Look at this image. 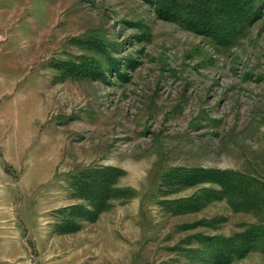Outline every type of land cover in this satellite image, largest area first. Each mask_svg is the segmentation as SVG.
<instances>
[{
  "label": "rangeland",
  "instance_id": "obj_1",
  "mask_svg": "<svg viewBox=\"0 0 264 264\" xmlns=\"http://www.w3.org/2000/svg\"><path fill=\"white\" fill-rule=\"evenodd\" d=\"M194 1L0 49V264H264V0Z\"/></svg>",
  "mask_w": 264,
  "mask_h": 264
},
{
  "label": "crops",
  "instance_id": "obj_2",
  "mask_svg": "<svg viewBox=\"0 0 264 264\" xmlns=\"http://www.w3.org/2000/svg\"><path fill=\"white\" fill-rule=\"evenodd\" d=\"M5 14L7 17H3ZM48 16L42 13L38 0H0V49L27 48L30 33L40 35L50 28L55 11ZM69 31L72 30L67 28L66 32Z\"/></svg>",
  "mask_w": 264,
  "mask_h": 264
},
{
  "label": "trees",
  "instance_id": "obj_3",
  "mask_svg": "<svg viewBox=\"0 0 264 264\" xmlns=\"http://www.w3.org/2000/svg\"><path fill=\"white\" fill-rule=\"evenodd\" d=\"M212 1L217 2V4L219 5V8L224 6V9H221V14L224 13L226 11V4H227V0H195V7H193L194 9H197V13H205L207 12L206 9H204L202 7V5H208L209 3H212ZM242 0H232V5L233 7L231 9L237 8L236 6H238ZM170 2H176V0H166L167 4H170ZM164 10L167 9V7H163ZM174 10H176L175 8H173ZM241 11V10H240ZM232 252H235V247L232 246L231 248Z\"/></svg>",
  "mask_w": 264,
  "mask_h": 264
}]
</instances>
